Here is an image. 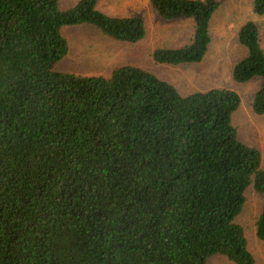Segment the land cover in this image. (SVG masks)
Instances as JSON below:
<instances>
[{
    "label": "trees",
    "instance_id": "trees-1",
    "mask_svg": "<svg viewBox=\"0 0 264 264\" xmlns=\"http://www.w3.org/2000/svg\"><path fill=\"white\" fill-rule=\"evenodd\" d=\"M97 0H0V264H207L219 254L254 264L235 216L245 191H264L260 150L237 137L228 87L181 94L134 64L108 74L54 68L66 25L112 39L144 35L139 15L114 16ZM164 19L190 18L180 46L154 62L202 59L219 0H148ZM264 13V0H251ZM245 54L232 79L259 76L249 106L264 113V49L252 19L236 30ZM264 241V205L254 219Z\"/></svg>",
    "mask_w": 264,
    "mask_h": 264
},
{
    "label": "rangeland",
    "instance_id": "rangeland-1",
    "mask_svg": "<svg viewBox=\"0 0 264 264\" xmlns=\"http://www.w3.org/2000/svg\"><path fill=\"white\" fill-rule=\"evenodd\" d=\"M76 0H58L61 8ZM96 8L114 16L139 15L144 22V35L135 42L112 39L101 34L88 23L66 25L60 32L67 40L66 54L56 61L54 68L79 74H108L120 64H134L154 72L171 82L181 93L209 87H228L239 96V104L231 114L237 137L256 146L264 168V113L255 114L249 106L250 98L260 78L247 81L232 79V64L245 54L236 39L238 26L252 19L258 28L259 43L264 49V13L251 11V0H219L209 21V42L198 62L165 64L154 62L151 51L157 46H180L187 42L192 30L190 18L164 19L149 5L148 0H97ZM264 205V191L259 194L251 187L245 191V201L235 220L242 225L247 247L254 256V264H264V241L254 234V219ZM207 264H232L219 254L212 255Z\"/></svg>",
    "mask_w": 264,
    "mask_h": 264
}]
</instances>
